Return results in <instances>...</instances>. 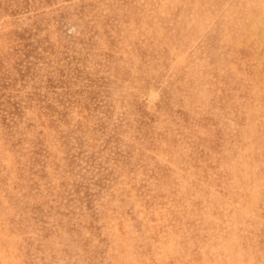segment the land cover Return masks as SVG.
<instances>
[{"label": "rangeland", "instance_id": "374dc122", "mask_svg": "<svg viewBox=\"0 0 264 264\" xmlns=\"http://www.w3.org/2000/svg\"><path fill=\"white\" fill-rule=\"evenodd\" d=\"M0 264H264V0H0Z\"/></svg>", "mask_w": 264, "mask_h": 264}]
</instances>
